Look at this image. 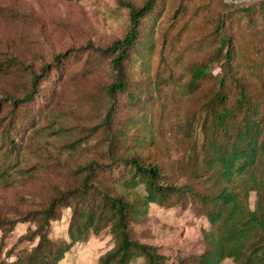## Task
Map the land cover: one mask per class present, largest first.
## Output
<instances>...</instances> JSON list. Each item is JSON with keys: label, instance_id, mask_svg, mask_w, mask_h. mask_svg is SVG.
Segmentation results:
<instances>
[{"label": "trees", "instance_id": "obj_1", "mask_svg": "<svg viewBox=\"0 0 264 264\" xmlns=\"http://www.w3.org/2000/svg\"><path fill=\"white\" fill-rule=\"evenodd\" d=\"M117 2L125 9L121 36L89 45L79 71L104 78L99 82L106 90L104 114L91 128L92 134L101 132L93 149L98 155L76 166L73 183L20 217L36 223L19 238L32 246L15 251L9 264H61L74 244L102 230L113 246L98 264H220L226 258L264 264V1L223 3L225 9L211 21L210 51L183 67L180 127L187 146L176 167L155 152L153 112L163 83L150 70L159 0ZM82 48L37 65L19 53L0 56V81L17 85L0 95V184L13 171L25 174L20 164L29 132L53 110L59 85L68 80L62 82L66 65L81 58ZM69 147L75 149V143ZM251 190L257 191L253 208ZM151 204L203 217L208 227L201 230V252L170 257L142 242L137 228ZM64 208L70 210L66 236L53 238L52 221ZM16 222L0 218L2 235Z\"/></svg>", "mask_w": 264, "mask_h": 264}, {"label": "rangeland", "instance_id": "obj_2", "mask_svg": "<svg viewBox=\"0 0 264 264\" xmlns=\"http://www.w3.org/2000/svg\"><path fill=\"white\" fill-rule=\"evenodd\" d=\"M261 1L159 0L150 74L157 75L163 86L160 103L154 106L153 124L157 157L170 166L181 164L187 146L180 127L185 104L181 93L183 67L201 62L210 51L214 43L211 21L225 9L223 3L246 6ZM124 11L117 0H0V56L19 53L37 65L50 62L56 53L83 47L78 50L83 52L81 58L66 65L62 82L68 80L61 88L59 85L53 110L37 130L29 132L30 144L20 164L25 174L13 171L10 180L0 184V218L18 220L9 233L2 235L0 231V264H9L15 251L32 246L28 239L19 238L35 229L36 223L20 217L40 208L59 188L73 183L76 166L98 155L93 149L101 132L92 134L91 128L104 114L106 90L99 83L104 78L100 74L81 75L79 71L89 45L106 44L121 36ZM259 86L260 80L255 79L252 87ZM2 89L14 91L17 85L11 79L1 80L0 95ZM72 142L75 149L69 147ZM256 199L257 191L251 190V208ZM69 212V208L62 209L61 218L52 221L51 237L66 236ZM207 227L208 222L189 209L181 212L175 206L151 204L147 220L137 231L142 242L174 257L176 252H201V230ZM112 246L108 231L91 233L85 241L74 244L61 264H98L99 257ZM220 264L234 261L226 258Z\"/></svg>", "mask_w": 264, "mask_h": 264}]
</instances>
